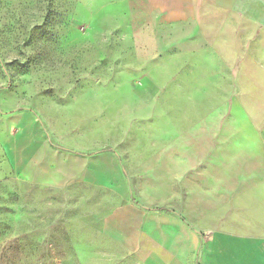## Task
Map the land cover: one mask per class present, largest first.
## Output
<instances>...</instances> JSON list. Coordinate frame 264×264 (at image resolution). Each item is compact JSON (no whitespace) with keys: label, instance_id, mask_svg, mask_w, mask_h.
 I'll use <instances>...</instances> for the list:
<instances>
[{"label":"rangeland","instance_id":"obj_1","mask_svg":"<svg viewBox=\"0 0 264 264\" xmlns=\"http://www.w3.org/2000/svg\"><path fill=\"white\" fill-rule=\"evenodd\" d=\"M246 8L264 27V0ZM198 26L168 25L144 0H0V264H128L101 236L102 222L125 202L147 203L143 195L155 203L148 175L173 140L164 133L189 132L194 161L197 147L209 148L194 170L209 175L212 191L225 169L264 172V128L241 100L251 85L238 78L240 62L221 69L208 50L192 54L208 45L193 39ZM20 116L58 148L79 154L88 144L98 164L112 155L127 171L126 195L113 183L19 181L4 142L20 129L9 133V119Z\"/></svg>","mask_w":264,"mask_h":264},{"label":"crops","instance_id":"obj_2","mask_svg":"<svg viewBox=\"0 0 264 264\" xmlns=\"http://www.w3.org/2000/svg\"><path fill=\"white\" fill-rule=\"evenodd\" d=\"M247 2L144 0V5L159 11L168 25L179 21L199 25V35L193 39L204 38L208 45L195 49L193 55L208 50L221 69L233 70L240 62L238 78L246 87L251 85L241 100L246 115L262 129L264 27L259 19H251ZM256 34L257 48L247 53V40ZM20 117V121L9 119V133L11 127L20 129L4 142L8 163L19 181L48 187L113 183L126 195L127 171L114 164L112 155L104 154L98 164L88 144L82 146L88 153L58 148L31 116ZM180 133H164L173 140L153 159V174L148 177L154 182L148 187L154 188L155 203L143 195L142 203H147L142 206L128 201L115 207L103 219L101 236L125 252L128 264H264V172L243 174L233 163L229 166L235 168L225 169L228 173L212 191L209 175L203 171L195 175L194 170L200 167L195 162L208 160L209 148L197 147L200 160L194 161L190 133Z\"/></svg>","mask_w":264,"mask_h":264}]
</instances>
